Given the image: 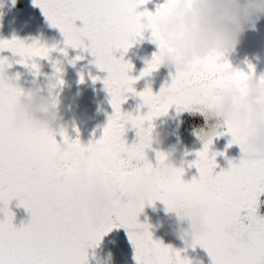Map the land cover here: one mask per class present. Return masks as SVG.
Instances as JSON below:
<instances>
[{"label":"snow or ice","instance_id":"snow-or-ice-1","mask_svg":"<svg viewBox=\"0 0 264 264\" xmlns=\"http://www.w3.org/2000/svg\"><path fill=\"white\" fill-rule=\"evenodd\" d=\"M149 2L35 0L51 25L62 32L66 45L90 52L97 68L108 73L103 83L111 96L114 114L109 117L103 137L87 146L79 138L70 140L63 130L59 134L66 146L57 141L56 133L51 130L36 132L15 127L16 107L25 94L9 82L4 73L12 65L7 58L0 57V204L5 206L2 211L6 216V220L0 221V264H88L87 249L98 246L115 227L128 230L137 264H191L181 257L180 251L155 241L149 225L139 222L146 204L155 206L156 201L163 202L169 212L203 209L208 231L193 238L190 246L204 248L212 264H264V216L259 215V198L264 195V156L250 158L244 152L246 135L242 126L228 124L227 133L218 131L204 140L203 150L196 153L198 159L189 165L198 168L200 174L199 179L193 178L191 183L182 179L183 168L167 169L165 153L157 152V167L148 160L146 149L152 128L145 125L166 115L173 106L178 111L213 110L227 87L217 73L222 68L232 67L224 57L213 56L186 72H177L171 85H166L159 94H154L151 88L136 92L133 85L137 80L160 68L165 48L155 20L167 12L173 0L158 6L155 14L137 11ZM145 18L147 23L143 22ZM77 21L83 22L82 28L76 26ZM146 29L152 30L153 43L158 45L159 52L141 76L133 78L129 73L134 66L125 63L123 57L117 59L114 53H126L143 38ZM86 40L90 44H86ZM5 50L22 57L20 63L28 66V60L50 59L57 49L39 46L38 42L26 45L22 40L13 39L0 41V52ZM31 67L38 70L35 63ZM249 67L254 74L255 68ZM248 76V72L238 71L235 83L243 85ZM261 79L264 82V77ZM126 93L139 96L143 101L141 107L146 106L148 113L123 112ZM165 94L168 102L161 104L159 98ZM128 125L137 130V141L131 146L125 140ZM225 134L232 136V144L240 146L243 158L238 164L229 161V169L216 173V157L221 154L210 155V149L214 139ZM81 152L90 154L92 173L101 172L111 177L122 197L102 227H97L89 214L76 212L69 204V185L75 176L73 157ZM57 156L63 157L65 168L60 173V184L50 190L56 180L51 177L49 165ZM29 160L41 163L45 178L32 175L24 166ZM124 197H127L126 202ZM13 200H19V206L31 215V221L21 228L14 226V213L8 207ZM234 223L240 224L241 232L248 238L247 244L225 236V229Z\"/></svg>","mask_w":264,"mask_h":264},{"label":"clouds","instance_id":"clouds-1","mask_svg":"<svg viewBox=\"0 0 264 264\" xmlns=\"http://www.w3.org/2000/svg\"><path fill=\"white\" fill-rule=\"evenodd\" d=\"M261 20H264V0H173L167 12L155 20L165 48L160 67L176 73L186 72L210 57H225L239 47L241 38L248 31L257 30ZM238 71L243 70L232 66L217 73L227 87L215 108L207 111V137L223 125L239 124L246 135L244 152L250 158L264 156V82L261 76L249 73L243 85L235 83ZM44 93V86L37 85L27 93L26 99L21 98L14 118L18 130L52 131L61 126L62 118L56 103ZM168 99L165 94L160 96L159 102L165 104ZM164 142L162 135H151L146 151L160 148ZM73 159L75 176L69 185V204L76 212L89 214L97 227H102L122 197L111 177L101 172L92 173L90 154L77 153ZM24 166L34 177L45 178V169L40 162L29 160ZM49 167L51 177L56 180V184L50 185L52 190L60 184V173L65 168L63 157H54ZM166 167L168 170L177 168L174 162H168ZM172 213L176 216L173 234L178 238H195L207 233L203 209H180ZM185 223L189 227L185 228ZM224 234L228 238H237L241 244L249 242L238 223L229 225Z\"/></svg>","mask_w":264,"mask_h":264},{"label":"rangeland","instance_id":"rangeland-1","mask_svg":"<svg viewBox=\"0 0 264 264\" xmlns=\"http://www.w3.org/2000/svg\"><path fill=\"white\" fill-rule=\"evenodd\" d=\"M12 18H17L21 20V22L15 23L13 22V20L11 21ZM8 21L11 22L10 25H7ZM0 24L2 28L0 30V41H10L17 38L24 41L26 45H33L37 44L38 42L39 46H47L49 48L57 49L56 51H53L51 53L50 59H45L44 61H38L36 60V58L34 60H28V66L20 63L23 58L15 55L11 50L0 52V57L7 58L9 63L12 65L10 68H6L4 74L7 78H9V82L13 86H18L23 90L25 99L27 97V93L31 89H33L37 85L44 86V94L56 103L58 112L60 113L62 118L64 114L61 113L60 107L65 105L66 100L65 97H62L61 95L59 96L58 89L67 88L66 90H68L69 86L81 83V76L77 77L78 71L72 75L65 74L63 71L64 67L88 68L91 66H96L95 57H93L90 52H85L83 49H74L68 47L65 43V37L62 32L59 30V28H55L51 25L43 10L40 7L36 6L35 0H0ZM260 24H264V20H261L258 25ZM76 26L82 28L83 22L77 21ZM24 32L31 35L30 38L32 39V43H28L24 39L26 37V34ZM243 40L244 39H241V41ZM259 40L260 37L257 34L254 38H250L248 40L249 42L251 41L252 43H254V56L253 58H251V53L249 52L250 59H247V61L249 62H239L240 64L238 68L243 71H246L248 69L247 72L251 73V68L249 67L251 65L253 68H255V73L258 76L264 77V72L262 75L260 74V70H264V47H257V44L260 42ZM85 43L90 44V41L86 40ZM240 45H243V50L246 49L242 42H240ZM243 50L241 51L243 52ZM65 51L67 52V55H64ZM117 52L118 54L121 53V51ZM243 53L245 57H248L249 54H245V52ZM78 56L82 57V59L77 60L76 58ZM134 59L135 58H132L130 56L129 59L125 60L124 62L134 64ZM73 61H75V63H73ZM252 61L254 62L253 64H251ZM33 63L38 65V70L31 67ZM57 69H60V71L57 72ZM173 76L174 75H169V77H171V82ZM161 77L163 80H166L165 76ZM60 80H63L64 83L60 84ZM159 84L157 88L153 89L157 91L156 94H159L161 89L163 88H161ZM67 97L68 103L70 107H72V111H70L68 115H75L77 117V120H93L95 114L92 113V110L98 111L99 109L93 107L89 108L87 104H83V102H81L83 99L81 91H76L72 96L67 95ZM173 121L175 120L173 119ZM163 126V123H157V129L155 130H157V134L159 133V135L157 136H160V134L165 132V142L160 148H154L153 150L146 151L148 160L153 164L154 167H157L158 160L156 154L157 152H163L168 157L166 161L167 163L174 162L177 168H183L185 170L182 177L185 182L191 183L193 178L199 179V169L194 166L189 167V165L193 164V162L198 159L196 153L203 150V143L207 138L209 125L203 126L202 129L199 130L195 129V131L189 133H184L183 131L178 129L179 126L177 121H175V127H170L171 130L164 129V131H162ZM61 130L62 126H60V128L55 127L52 129V131L56 133V136L59 135L60 137H63L59 134ZM63 131L68 134L69 138L73 135V132H77V130L75 129ZM171 131L174 133L173 135L171 134ZM219 131L225 132L224 125L220 127ZM151 135L154 136V134ZM77 138H79L81 143H83L84 137H81V135L75 136L73 137V140ZM214 140H217L219 145L213 146L212 149H210V155L212 153L221 154L216 157V163L218 165V167L215 169L216 173L229 169V161L238 164L239 161L243 158L237 151L236 147H234L235 145L232 144L231 140L226 136V134L223 136H217ZM62 142V145L66 146L64 145V141ZM259 199V215L264 216V212H262L261 210V204L264 207V195H262ZM10 206L11 204L8 205L9 208ZM4 207L5 206L3 204H0V221L6 220V216L2 211ZM159 213V216H157L156 219L149 225V231L152 233V237L155 241V237L158 236L159 232H161L162 230L171 232V229L173 230V228L176 226L175 213L169 212L166 209V206H161ZM245 214L246 213H242V215ZM13 224L17 228L24 226L22 221L17 220L16 218H14ZM183 226L185 228L189 227L187 223H185ZM112 234L123 238L132 246H134L129 238L128 230L124 229L123 227L113 228L111 232L107 233L104 236L105 240L110 238L109 236H111ZM180 244V247L175 248V250L180 251L181 257L183 259L191 261V264H212L211 257L204 248H201L200 246H196L195 248L191 247L190 245L186 246L187 243L184 242H181ZM110 245L111 244H109V242L106 243L105 241H101L98 246L88 248V264H112L113 256L112 252L110 251Z\"/></svg>","mask_w":264,"mask_h":264},{"label":"flooded vegetation","instance_id":"flooded-vegetation-1","mask_svg":"<svg viewBox=\"0 0 264 264\" xmlns=\"http://www.w3.org/2000/svg\"><path fill=\"white\" fill-rule=\"evenodd\" d=\"M167 0H150L149 3L146 5L140 7L137 9L138 12H145L149 11L152 12L153 14L156 13L158 6H161L165 4ZM144 23H147V19L145 18ZM7 25H10V22L8 21ZM256 34L260 37V42L257 44L258 48L264 47V24H260L257 26L256 31H248L241 39H244L242 44L246 47V49H242L243 45H240L233 53L225 56L223 59L224 61H229L233 67H239V62H244L247 61V59H250V54L251 53V58L254 56V43H251L248 41L250 38H254ZM26 38V37H25ZM28 41V40H26ZM245 54H249L248 57L244 56ZM159 52L158 45L153 43L152 39V30L151 29H146L144 31L143 38L138 39V41L125 53L121 51L120 54L118 52H115L114 55L117 59H120L123 57V60L129 59L131 56L134 59V64L135 65L133 70L129 73V75L133 78H138L141 76V73L144 71V69L148 66L149 61H152L155 54ZM117 54V55H116ZM226 58V60H225ZM254 62L252 61L251 64ZM244 66V64H243ZM242 66V67H243ZM263 70V67H262ZM65 74H75L77 72V77L81 76L83 77V83H79L73 86H69V89L66 90L67 88H59L58 93L59 96L61 95L62 97H65L66 103L64 106H61V113L64 114L62 117V129L63 130H77V132H73L72 136L69 138L70 140H73V137L75 136H80L84 137L83 145L87 146L90 143L94 141H98L103 137L104 133V128L107 126L109 117L114 114V109L111 105V96L109 95L108 91L106 90V87L103 83L105 79L108 77V73L104 71H100L97 66H91V67H86V68H80V67H67L63 69ZM248 69L245 71L247 72ZM264 72L260 70V74L262 75ZM176 72L172 69L166 68V67H160L158 70L154 71L151 75L144 77L142 79H138L137 82L133 85V87L136 89V92H142L149 87L152 88V92L156 94L157 91L153 90L154 88L158 87V84L160 82L161 88L165 87L166 85H170L171 82V77L169 75H175ZM161 76H165L166 80H163ZM99 78L98 80H95V78ZM81 79V78H80ZM79 79V80H80ZM163 80V81H162ZM56 91V90H55ZM76 91H81L82 92V101L83 104H87V106L93 107V108H98V111H93L92 113L95 114L93 120L90 121H82L81 119L77 120V117L75 115H68L70 111H72V107H70L68 103V96H72ZM127 100L126 103L122 105V110L125 113H132L133 115H146L149 111V109L144 106L141 107L143 104L142 99L137 96L135 93H126ZM103 114V115H102ZM108 114V115H107ZM178 122V126L181 131L184 133H189L193 132L199 129H202L203 126L209 125L206 123L207 120V112H201V111H190V110H180L178 111L176 106H173L169 112L166 115L160 116L154 121L151 122V125L146 124L145 127H151L152 128V133L154 134V137L159 135L157 134V123H163L164 126L162 128V131L164 129L171 130L170 127L174 126L175 127V121ZM169 124V125H167ZM81 125V126H80ZM160 126V125H159ZM60 128V127H59ZM128 131L125 134V140L128 142L129 146H131L133 143L137 141V130L133 129L131 125H128ZM90 130V131H89ZM80 132V133H79ZM162 133V132H161ZM171 134L173 135L174 133L171 131ZM68 135V134H67ZM164 137L165 139V132L160 134ZM57 141L62 145L64 141L63 137H60L59 135L56 136ZM219 145L218 141L214 140L213 145L211 146V149L213 146ZM63 146V145H62ZM15 204V200L11 202L10 210L13 208ZM161 206H166L163 202L158 201L155 209H156V215L153 218V220L148 223L150 225L157 216H159L160 212V207ZM167 209V206H166ZM12 212V210H11ZM14 218L17 220L22 221L24 226H26L30 220H24V218L18 217L16 214H14ZM118 223V222H117ZM21 228V227H19ZM125 229V228H124ZM127 230V229H126ZM107 240H105V237H103L102 241H105L106 243L109 242L110 251L112 252V264H115L114 262V242L121 241L122 243H126L127 245L130 244L128 241L124 240L121 237H118L114 234L109 236ZM157 242H163L165 246H170L173 249L180 247V243L184 242L187 243L186 246H189L193 243V238L191 237H184V238H178L176 235L173 234V230L171 229V232H166L162 230L159 232L158 236L155 237ZM119 244H122V243ZM108 246V245H107ZM130 246H132L130 244ZM185 246V245H184ZM135 250V247L132 246ZM202 248V247H201ZM136 252V250H135Z\"/></svg>","mask_w":264,"mask_h":264},{"label":"water","instance_id":"water-1","mask_svg":"<svg viewBox=\"0 0 264 264\" xmlns=\"http://www.w3.org/2000/svg\"><path fill=\"white\" fill-rule=\"evenodd\" d=\"M39 61H44L45 59H41L39 57L36 58ZM225 126V133H227V127ZM227 137L232 141V136L230 134H226ZM239 152V154L243 157V152L238 144H234ZM125 202L127 201V197H124ZM158 201H156L155 206ZM20 202L19 200H15V204L13 208L11 209L14 214H16L18 217L24 218V220H30L31 221V215L30 213L24 208L19 206ZM155 206H152L151 204H146L144 210L139 215V222L141 224H147L150 223L154 216L156 215V209ZM121 241H115L114 242V262L115 264H137V261L135 259L136 252L130 244H119Z\"/></svg>","mask_w":264,"mask_h":264},{"label":"trees","instance_id":"trees-1","mask_svg":"<svg viewBox=\"0 0 264 264\" xmlns=\"http://www.w3.org/2000/svg\"><path fill=\"white\" fill-rule=\"evenodd\" d=\"M13 20V22H15V23H17V22H21V20H19V19H17V18H15V19H11V21ZM10 22V21H9ZM11 23V22H10ZM2 28H1V24H0V30H1ZM26 29V28H25ZM24 29V30H25ZM25 34H26V38H24L25 40H28L27 42L28 43H32L31 41H32V39L30 38V36L31 35H29V34H27L26 32H24ZM29 35V36H28ZM21 37V36H20ZM17 39V38H16ZM261 210H262V212H264V207H263V205L261 204Z\"/></svg>","mask_w":264,"mask_h":264}]
</instances>
